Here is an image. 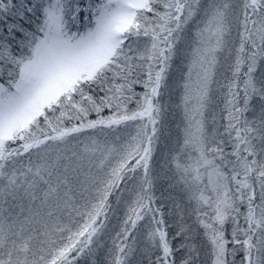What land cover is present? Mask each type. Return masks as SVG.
<instances>
[{
  "label": "snow or ice",
  "instance_id": "1",
  "mask_svg": "<svg viewBox=\"0 0 264 264\" xmlns=\"http://www.w3.org/2000/svg\"><path fill=\"white\" fill-rule=\"evenodd\" d=\"M0 264H264V0H0Z\"/></svg>",
  "mask_w": 264,
  "mask_h": 264
}]
</instances>
